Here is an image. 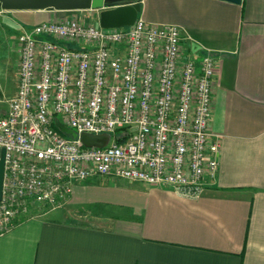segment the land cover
<instances>
[{
  "label": "built area",
  "instance_id": "built-area-1",
  "mask_svg": "<svg viewBox=\"0 0 264 264\" xmlns=\"http://www.w3.org/2000/svg\"><path fill=\"white\" fill-rule=\"evenodd\" d=\"M18 42V88L0 116V236L32 209L65 206L76 182L111 177L197 196L215 179L218 65L209 54L185 57L178 26L139 17L102 28L71 16L24 29ZM56 119L78 137L58 131ZM83 133L110 142L88 148Z\"/></svg>",
  "mask_w": 264,
  "mask_h": 264
},
{
  "label": "crops",
  "instance_id": "crops-1",
  "mask_svg": "<svg viewBox=\"0 0 264 264\" xmlns=\"http://www.w3.org/2000/svg\"><path fill=\"white\" fill-rule=\"evenodd\" d=\"M139 1L145 22L181 29L185 57L217 61L215 179L197 196L111 177L76 182L67 204L110 226L62 211L25 216L0 236V264H264V0ZM87 12L97 14L0 8V116L18 88L21 32Z\"/></svg>",
  "mask_w": 264,
  "mask_h": 264
},
{
  "label": "water",
  "instance_id": "water-1",
  "mask_svg": "<svg viewBox=\"0 0 264 264\" xmlns=\"http://www.w3.org/2000/svg\"><path fill=\"white\" fill-rule=\"evenodd\" d=\"M240 4L241 0H222ZM0 8L4 10L32 11H72L93 10L97 12L98 24L102 28H124L132 26L139 18L141 3L139 0H0ZM55 126L62 133L72 138L78 135L62 124L58 119ZM110 135H94L83 133L79 139L85 147L103 148L110 142ZM5 169V150L0 147V200L2 198Z\"/></svg>",
  "mask_w": 264,
  "mask_h": 264
},
{
  "label": "rangeland",
  "instance_id": "rangeland-1",
  "mask_svg": "<svg viewBox=\"0 0 264 264\" xmlns=\"http://www.w3.org/2000/svg\"><path fill=\"white\" fill-rule=\"evenodd\" d=\"M73 17H81L82 19L90 22V23H97L98 21V16L97 14H92V12L90 13H86L84 16H73ZM58 118L60 120H62V117L61 116H58ZM66 135V134H65ZM67 137H69L68 135H66ZM49 212V211H62L61 213L57 214V217H63V218H66L68 220H73V221H77V222H80V223H83V224H87V225H92V226H110L111 222L110 220H100V219H95V218H92L90 216H85L82 214V211H80L79 209L77 208H74L72 207L71 205L69 204H66L65 206L63 207H60L58 209H32L30 211V213L32 215L34 214H40L42 212Z\"/></svg>",
  "mask_w": 264,
  "mask_h": 264
},
{
  "label": "trees",
  "instance_id": "trees-1",
  "mask_svg": "<svg viewBox=\"0 0 264 264\" xmlns=\"http://www.w3.org/2000/svg\"><path fill=\"white\" fill-rule=\"evenodd\" d=\"M55 128L57 129V127L55 126ZM58 130V129H57ZM59 131V130H58ZM18 222V221H17Z\"/></svg>",
  "mask_w": 264,
  "mask_h": 264
}]
</instances>
